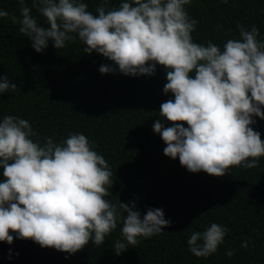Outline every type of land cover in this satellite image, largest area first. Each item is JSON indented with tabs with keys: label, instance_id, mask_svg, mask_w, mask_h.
I'll use <instances>...</instances> for the list:
<instances>
[{
	"label": "clouds",
	"instance_id": "obj_1",
	"mask_svg": "<svg viewBox=\"0 0 264 264\" xmlns=\"http://www.w3.org/2000/svg\"><path fill=\"white\" fill-rule=\"evenodd\" d=\"M106 3L94 15L82 0H33L46 18L48 27H43L25 0H19L22 19L13 15L11 20L19 23L37 53L49 40L60 50L66 41L79 39L86 54L95 51L114 63L101 65V74L118 70L126 76H151L157 65L163 66V91L174 99L160 105L159 116L172 126L156 120L153 131L166 145L164 155L178 157L189 172L219 177L233 166L258 167L264 141L250 125L253 117L264 119V41L257 39L259 30L238 25L240 39H229L221 50L211 41L207 46L193 42L198 21L184 7L192 0H124L118 8H106ZM0 17L9 13L0 10ZM16 89L6 76L0 77V94ZM35 136L25 119L8 115L0 121V242L11 245L10 233H15V238L42 248L75 254L90 240L103 244L121 220L123 240L114 245L119 255L138 245V237L150 238L170 226L162 208H149L141 220L134 201L117 206L104 198L109 195L106 186L113 183L112 171L84 134H70L60 144L51 137L43 144L34 142ZM227 232L213 223L191 234L189 249L196 257H208ZM241 247L247 248L248 241Z\"/></svg>",
	"mask_w": 264,
	"mask_h": 264
},
{
	"label": "trees",
	"instance_id": "obj_2",
	"mask_svg": "<svg viewBox=\"0 0 264 264\" xmlns=\"http://www.w3.org/2000/svg\"><path fill=\"white\" fill-rule=\"evenodd\" d=\"M82 2L98 15L103 0ZM122 2L107 0L106 8ZM25 6L38 26L48 27L33 0H25ZM20 7L19 0H0V10L9 13L0 17V77L17 85L15 92L0 94V121L8 115L27 120L37 133L32 139L41 144L47 137L60 144L70 134H84L112 171L113 183L106 186L109 195L104 198L117 206L134 201L141 220L149 208H162L171 224L150 238L138 237V245L119 255L114 245L123 240L121 220L103 244L95 246L90 240L75 254L42 248L10 233L11 245L0 242V264H264V156L256 168L233 166L219 177L189 172L178 157L164 155L166 145L153 131L156 120L172 126L159 116L160 105L174 99L163 91V66L157 65L151 76H126L118 70L101 74V65L114 63L95 51L86 54L79 39L66 41L60 50L49 40L37 53L19 23H12L13 15L22 19ZM184 7L198 21L191 33L194 43L207 46L211 41L223 50L229 39H240L238 25L248 30L255 26L257 39L264 41V0H192ZM253 119L250 127L264 141V119ZM213 223L228 232L215 253L196 257L187 241ZM245 241L247 248L241 247ZM229 250L231 257L225 255Z\"/></svg>",
	"mask_w": 264,
	"mask_h": 264
}]
</instances>
